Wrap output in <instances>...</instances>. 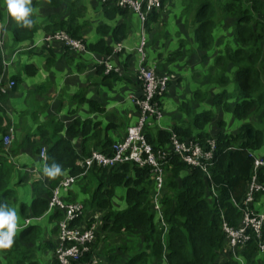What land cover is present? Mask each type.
<instances>
[{"label": "trees", "instance_id": "16d2710c", "mask_svg": "<svg viewBox=\"0 0 264 264\" xmlns=\"http://www.w3.org/2000/svg\"><path fill=\"white\" fill-rule=\"evenodd\" d=\"M47 3L55 9L64 3L71 11L66 18H61L58 12L52 15L44 25L46 31H66L75 39H83L85 23L79 18L84 16L81 0H47ZM102 3L107 6L105 14L109 19L114 13L125 10L112 0ZM164 4L165 0L160 9L148 15L149 28L157 23L159 31L161 22L158 20ZM181 7L182 15L192 26L193 37L181 40V46L166 58L175 66L179 58L191 60L181 63L180 71L174 66L166 68L161 63L162 68H158L157 73L174 74L168 84L173 86L181 82L183 72L192 70L199 85L191 89L190 100L181 98L182 106L177 109V114L181 113L174 118L173 124L158 127L154 132L146 125L144 135L154 149H168L173 137L180 142H199L205 149L209 148V141L214 140L215 147L212 158L198 166L186 163L177 153L168 156L164 163L165 183L160 198L164 224L156 221L155 188L149 167L124 162L114 166L93 165L85 171L81 161L91 153L79 154L73 144L79 134H86L87 124L84 123L81 130L78 120L60 136L61 129L55 130L53 126L49 130V123H43L34 135L26 131L11 147L5 146L2 138L12 123L5 112L2 113L0 104V203L10 206L13 197L9 185L18 169L9 156L26 150L36 155L46 146V164H59L61 174L53 178L44 174L43 178L34 179L33 200L29 205L21 203L20 214L25 219H38L49 211L53 190L64 175L77 176L76 183L63 190L66 192L64 201L79 202L83 206L82 213L70 223V227L89 226V219L98 213L99 229L95 240L87 244V251L81 254L76 264H88L93 257L99 260L98 264H241L239 259H243L244 264H264L260 239L251 230L248 229L251 238L235 251L227 249L224 230V224L240 228L246 211L261 210L263 207L259 208L258 204L264 206V189L253 193L254 201L246 199L253 178L255 151L264 146V0H182ZM31 19L30 28L18 23L14 25L12 39L15 44L31 41L39 31L40 23L34 11ZM124 27L120 24L112 30L107 24L99 26L103 37L88 44V48L99 54H110L112 47L108 32L112 31L113 40L120 42L126 37ZM224 30L232 35V40H224L225 35L220 33ZM159 36L157 33L151 39L153 32L149 33L148 46L150 39L154 44ZM160 56L159 53V59ZM3 60L0 47V78L4 73ZM21 69L29 76L38 71L33 63H25ZM98 73L104 75L103 68L99 67ZM10 79L15 81L13 88L17 89L20 74L14 73ZM168 93L157 96L160 106ZM3 95L0 93V101ZM191 99L195 100V105ZM205 104L212 106H199ZM215 105L223 111H231L243 121L240 128L231 130L226 127L225 119L216 116ZM37 133L40 139L34 138ZM112 146L113 141L105 137L101 153L112 154ZM21 176L15 184L24 180ZM257 181L264 184V166L258 170ZM119 187L126 190V206L123 208L115 206ZM51 214V222L55 223L52 235L56 240L47 239L48 234L42 227L31 223L15 232L11 246L0 247V256L7 264H41L42 258L35 254L36 249L37 252L50 249L53 256L50 264H61L55 253L60 231L58 223L65 218V211L57 208Z\"/></svg>", "mask_w": 264, "mask_h": 264}, {"label": "crops", "instance_id": "0c3cea01", "mask_svg": "<svg viewBox=\"0 0 264 264\" xmlns=\"http://www.w3.org/2000/svg\"><path fill=\"white\" fill-rule=\"evenodd\" d=\"M81 2L82 6H84V16L79 18H81V22L84 21L85 23L84 37L81 40L87 43V49L91 52L90 54L93 53V56L89 53L79 55L61 43H55L51 46H46L44 43L45 35L52 33L47 32L44 25H47L50 17L57 14V12L61 15V18L68 17L71 11L69 6H65L63 3L59 9H55L47 3V0H31V7L33 11H36L35 14L40 23V29L31 41L15 44L12 39V29L17 22L9 15L5 0H0V15L2 14V18L7 20L9 25L7 28L5 26L8 35L4 41V46L6 45L5 47L11 49L10 54H8V60L11 62L7 67L4 66V73L0 78V80H3V87L6 88L5 92L0 91V93L4 94L0 104L2 113L4 111L10 118L11 125L16 123L20 126V128L16 127L19 129L18 136H22L26 131H30L31 135H34L38 127L43 123H49V130H52L53 126H55V130L61 129L58 136L64 134L67 127L77 120L80 122L79 129L81 130L83 129L82 125L86 123V134H79L73 141L78 153L86 155L92 151H100L105 137L111 139L113 144L117 140H123L126 137L127 128L137 123L140 118V110L132 102L131 95L139 96L141 93V85L137 77L138 55L136 50L141 37V21L136 13L127 11V9L123 10V12L114 13L111 19H109L105 14L107 6L104 7L102 0H81ZM112 2L117 5L115 0H112ZM131 16H134L138 23L135 21V25L133 23V27L129 28V21L131 20L129 17ZM147 23L146 28L149 34L150 31L148 30ZM103 24L109 25L112 30L117 25L124 24V31H126V37L120 42L113 40L112 31L108 32L110 33L108 41H110L112 47V51L108 55L96 53L88 48V44L98 42L103 37L98 29ZM161 31L168 34L166 27L162 30L159 28V31L156 30V33H154L157 34ZM171 34L174 35L176 32ZM151 39L149 46L146 48L149 56L148 62L151 63L153 58L156 55L159 56L160 53V60L163 59L165 61L163 64L166 68H171L172 64L168 65L171 62L166 57L176 48L175 39L171 42L170 36H159L154 44L151 43ZM22 46L25 48L20 49ZM14 49L15 51L13 52ZM25 49L28 51L24 52ZM15 58L19 59L16 61ZM95 58L109 61L114 69L107 71L106 65L96 63ZM4 61L5 59L3 60V64ZM25 63H33L38 68L37 73L32 76L25 75L21 69ZM99 67L103 68L104 75L98 73ZM158 68H162L161 63ZM6 73L10 77L14 73H19L20 77L23 75V79L21 78V81L18 82L17 89L9 87L10 79H7ZM111 73H114L115 76L109 77ZM28 77L35 78L36 84L32 85L29 89L37 93L34 96L36 105L30 120L28 118L30 114L29 110L26 111L24 116L22 113L23 110L27 109L26 106L23 110L14 111L11 100L12 97L17 96L20 83L24 86ZM114 77H117V79H114ZM8 94H10L9 100L6 98ZM170 96L171 93H168L162 99V109L164 107L165 113L170 114V118L167 120L168 124L163 127H169L173 124L174 117L172 115L174 112L177 114L174 105L175 96ZM120 111L126 112L128 117V122L123 127L117 120V114ZM34 138L40 139L38 133ZM41 151L35 155L31 151L26 150L16 156L10 155L9 158L12 162L14 161L17 168H20L19 172L24 171L26 174L28 172L34 173L42 161ZM259 157L264 158L263 156ZM29 163L33 164L29 165ZM24 165L25 167L21 169ZM41 169L42 172L38 178L44 177L43 168ZM65 194L66 192L61 191L62 196H65ZM33 197L34 192L32 187V194L30 193L27 200L22 199V203L29 205ZM116 197V199L119 198L118 194H116ZM20 206L21 203L16 205L15 210L19 223L23 225L26 219L20 214ZM115 206H117L116 201ZM258 207H263V204H258ZM51 213L52 211H47V213L38 219L32 217L31 223L40 225L45 233H47L46 228L51 222ZM47 237L50 239L49 236ZM37 250L35 254L39 259L42 258L41 264H50L52 262L53 256L50 249L43 250L45 252H37ZM0 264H7L6 259L1 256Z\"/></svg>", "mask_w": 264, "mask_h": 264}, {"label": "built area", "instance_id": "2783aa9c", "mask_svg": "<svg viewBox=\"0 0 264 264\" xmlns=\"http://www.w3.org/2000/svg\"><path fill=\"white\" fill-rule=\"evenodd\" d=\"M104 1V0H102ZM117 6L122 9L132 8L141 21V37L137 47L140 55L139 69L137 70L138 80L141 82L142 94L131 95V100L140 110V118L137 123L130 125L127 129L126 137L123 140H117L112 146V154H105L99 151H92L89 156H86L81 161L82 167L87 171L93 165L114 166L118 163L131 162L140 167H149L152 174L155 191L153 193V205L156 212V221L163 222V211L160 202L163 186L165 183L164 163L171 153H177L188 164L198 166L202 161L210 160L215 147L214 140L209 141V148L205 149L199 142L181 141L177 137L172 138L171 145L168 149H154L147 141L144 135L146 125L151 126V119L159 121V100L157 96H162L168 86L170 76L168 74H158L156 67H148V56L146 48L148 46V33L146 23L148 15L153 10L161 8L162 0H115ZM44 43L46 46H51L55 43H61L75 51L76 53H91L86 47V42L81 39L71 37L65 31H56L45 35ZM93 56V53L90 54ZM5 59L4 66L7 67L10 60ZM96 63L105 64L107 71L114 69L113 65L105 59H96ZM15 81L10 79L9 87H14ZM0 91L5 92L3 81L0 80ZM157 100V101H155ZM149 121V123H148ZM13 126V125H12ZM10 127L8 132L3 136V143L7 146L13 140L15 129ZM41 158L39 169L42 172L46 164L47 153L46 147L41 149ZM264 166V158L256 157L254 162V171L252 183L250 184L247 201H254L253 193L256 190L264 189V184L257 181L258 170ZM77 180V176L69 174L64 175L59 185L53 190V196L49 203V211H54L59 208L65 211V218L58 223L60 235L59 243L55 256L60 260L61 264H76L80 260V256L84 251H87L88 243L95 240L98 232L99 214L93 215L90 220V225L82 224L78 228H71L70 223L82 213L83 206L79 202H66L61 195V191L71 188ZM85 223V222H84ZM31 224V218L26 219L20 229L26 228ZM264 206L261 210H249L245 212L244 223L234 229L227 224H224V230L227 234V248L231 251L243 247L251 238V230L257 238L260 239V251L264 252ZM88 264H98L99 260L96 257Z\"/></svg>", "mask_w": 264, "mask_h": 264}, {"label": "rangeland", "instance_id": "374dc122", "mask_svg": "<svg viewBox=\"0 0 264 264\" xmlns=\"http://www.w3.org/2000/svg\"><path fill=\"white\" fill-rule=\"evenodd\" d=\"M181 1L182 0H173V1L166 0L165 4H164V9H163L164 12L162 11L161 19L158 20L161 22V24L159 26V28L161 30L164 29V27H166V30L168 31L167 35L170 36L171 42L173 41V39H175V43L177 46L174 49H178L181 46V43H182L181 40H190L193 37L192 36V34H193L192 33V26H190V23H188L187 18L182 15L183 9L181 8ZM127 11L134 12L132 8H128ZM35 13H36V11H35ZM129 19H131L133 21V22L131 20L129 21V28L133 27V23L135 25V21L138 23V21L136 20V18L134 16L129 17ZM7 22H8L7 20H4L2 18V14H1L0 15V47H1V52L3 54L4 59H9L8 54H10V52H11L10 48L5 47L6 45L4 46V43H5L4 41L8 35V33H6V28L9 26ZM5 26H6V28H5ZM157 28H158V24L153 23L152 28L148 27V30L150 31V34L152 32L156 33ZM164 31L160 32V36L163 37L166 35V32H164ZM173 32H176V34H174L175 37L173 34H171ZM221 32H222V35H225L224 40H227V39L232 40V35H229V33L227 31L224 30V32L220 31V33ZM155 33L153 34V37H154ZM183 38H186V39H183ZM22 48H25V47L24 46L20 47V49H22ZM136 50H137V48H136ZM14 51H15V49L13 50V52ZM25 51H28V50L25 49L24 52ZM17 52H19V51H17ZM78 54L79 55L80 54L85 55V53H78ZM137 55H138V68H137V70H138L139 69V60H140V55L138 53V50H137ZM18 59L19 58H15L16 61ZM190 60L191 59H189V58H187V60H182V58H179L177 66H175V64L172 62L169 63L168 65L172 64V66H174V68L176 70L180 71V69L182 68V67H180V64L183 63L184 61H190ZM194 60H196L195 62L198 61V59H194ZM7 61H9V60H7ZM163 62H165V61L163 59L160 60L159 56L156 55L155 58H153V61L151 63H147L146 65L148 67H152V68L156 67V69H158L159 64L163 63ZM174 70H173V73H176V71H174ZM24 74L27 75L26 73H24ZM168 75L170 76V80H173V78L175 77L174 74L173 75L168 74ZM6 76H7V79H10V76H8L7 73H6ZM182 77H183V79L181 78L182 79L181 82L179 81L176 84L174 83L173 86L168 85L167 90H166V92L168 91L169 93H171L170 97L175 96L174 97V100H175L174 105L176 107V110L182 106V104H181L182 99L181 98L188 100L190 95H191V92H190L191 89L196 88L199 85V82L196 80V78L193 77L192 70H188V71L183 72ZM21 78L23 79V75H21ZM34 84H36L35 78L34 77H28L27 80L25 81L24 86L22 85V83H20V87L17 90L18 91L17 96L11 98V100L13 102V108H14L13 110L14 111L23 110L24 107L26 106L27 109L23 110L22 113H25L26 111L29 110V113H30L28 115L29 120L33 116V110H34V107L36 105V100H35L34 96L37 93H35L33 90L31 91L29 89ZM168 84H169V82H168ZM140 85H141V82H140ZM141 92H142V88H141ZM9 97H10V94L6 95V98H8V100H9ZM191 101L195 105V100L191 99ZM162 105L159 107L160 120L159 121H156L153 119L149 120L152 123V125L150 126V129L152 130V132L156 131L158 129V127H163L164 125L168 124L167 120L170 118V114L165 113V108L163 107V109H162ZM183 105H184V103H183ZM199 106L200 107L205 106V108H209L212 105L205 104V105H199ZM125 107L127 108V106H125ZM213 108L216 110V116L217 117H219L220 119H222V118L225 119L226 127H230L231 130H237L240 128L243 121L238 120L233 115V113L231 111H223L222 108L218 105L213 106ZM180 113L181 112H179V114H176L174 112L172 116L175 118V117L179 116ZM117 120H118V122L121 123L122 127L125 126L128 122L127 113L120 111L117 114ZM149 121H148V123H149ZM12 127L15 129V132L13 134V136H14L13 140L11 142H9L7 145L10 147L13 145V142L15 141V139L19 138V136H18V130L19 129L16 127H20V126H18L16 123H14ZM255 156L256 157H259V156L264 157V146L261 147L260 149H258L257 151H255ZM31 164H33V163H29V165H31ZM17 169L19 170L20 168H17ZM21 169H23V168L21 167ZM18 170H16V172L14 173L15 176L13 175V178H11V183L9 185L13 189V194H12L13 197H11L10 207H12L14 209H15L16 205L23 202L22 199L27 200L29 198L30 193L32 194V181L41 175V171L39 169V166H38V169L36 168V172H34V173L28 172V174H26V172H24V171L19 172ZM17 172H19V173H17ZM31 172H33V171H31ZM20 174L22 175L21 177L24 178V181L22 184L17 185V184H15L16 179L19 178ZM15 177H16V179H15ZM125 191L126 190L124 187H119L117 189V194H118L119 198L116 199L117 198L116 197L115 201L117 203V207H119V208H123L126 206V201L124 199ZM54 225H55L54 222H50L48 227L46 228L47 229L46 232H47V234L51 240H53V239L56 240V237H53V235H52V228ZM21 226H22V224L19 223V220H18L17 228H16L15 232H20ZM59 235H60V231H59ZM47 239H49V238L47 237ZM58 243H59V237L57 239V244ZM128 255H131V252L128 253ZM102 260L105 262L104 257H102ZM239 261L241 262V264H244L243 259L242 260L239 259Z\"/></svg>", "mask_w": 264, "mask_h": 264}, {"label": "clouds", "instance_id": "9594fccd", "mask_svg": "<svg viewBox=\"0 0 264 264\" xmlns=\"http://www.w3.org/2000/svg\"><path fill=\"white\" fill-rule=\"evenodd\" d=\"M10 15L21 26L30 28L32 26L31 0H5ZM61 167L57 163L44 165L43 173L53 178L61 174ZM18 217L16 210L6 204L0 203V247L7 248L13 243V237L17 228Z\"/></svg>", "mask_w": 264, "mask_h": 264}]
</instances>
